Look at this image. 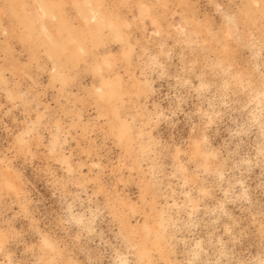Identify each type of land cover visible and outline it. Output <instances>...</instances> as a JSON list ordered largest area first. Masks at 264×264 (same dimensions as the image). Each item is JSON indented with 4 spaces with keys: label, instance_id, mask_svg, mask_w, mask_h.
I'll return each instance as SVG.
<instances>
[{
    "label": "rangeland",
    "instance_id": "374dc122",
    "mask_svg": "<svg viewBox=\"0 0 264 264\" xmlns=\"http://www.w3.org/2000/svg\"><path fill=\"white\" fill-rule=\"evenodd\" d=\"M0 264H264V0H0Z\"/></svg>",
    "mask_w": 264,
    "mask_h": 264
}]
</instances>
